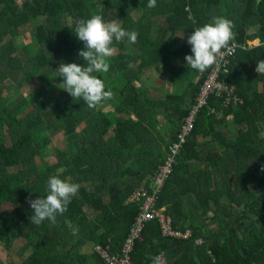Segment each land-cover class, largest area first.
I'll use <instances>...</instances> for the list:
<instances>
[{
  "label": "trees",
  "instance_id": "trees-1",
  "mask_svg": "<svg viewBox=\"0 0 264 264\" xmlns=\"http://www.w3.org/2000/svg\"><path fill=\"white\" fill-rule=\"evenodd\" d=\"M147 3L0 0V206L14 205L0 210V246L7 250L22 241L17 260L5 255L0 264H106L95 244L118 251L139 211L132 193L140 186L152 192L151 175L212 70L192 69L185 56L191 54L187 37L214 16L231 19L235 38L229 45L244 46L221 76L242 101L226 105L225 94L209 93L157 193L156 206L173 228L190 229L192 238H162L152 220L135 240L131 261L152 264L163 250L168 264H264V89H256L264 75L255 71L264 59V0L259 6L256 0ZM110 11L126 30L139 33L138 42L114 41L109 71L95 73L112 96L90 109L60 88L55 70L62 61L85 64L78 56L83 42L68 26ZM24 32L30 41L18 43ZM254 40L260 44L250 46ZM158 79L174 87L164 98L151 93ZM36 81L42 87L31 98L21 93L12 100V89ZM60 132L65 144L52 162L46 149ZM51 175L80 188L56 225H36L28 201L46 195ZM196 238L204 243L195 244Z\"/></svg>",
  "mask_w": 264,
  "mask_h": 264
},
{
  "label": "clouds",
  "instance_id": "clouds-1",
  "mask_svg": "<svg viewBox=\"0 0 264 264\" xmlns=\"http://www.w3.org/2000/svg\"><path fill=\"white\" fill-rule=\"evenodd\" d=\"M259 4L260 0H256V6ZM147 7H156V0H148ZM68 27H74L76 37L83 42L84 47L78 56L83 58L85 64L62 61L55 70L56 77L62 78L60 88L67 91L73 100L82 98L88 108L97 109L111 98L112 92L105 90L104 81L95 73L109 71V60L116 52L114 41L121 42L127 38L131 44H135L138 42L139 33L136 30H126L120 20L105 21L101 14H92L89 18L80 19ZM234 27V22L224 16H214L210 22L195 27L187 37V43L191 46V54L185 56L187 66L201 72L213 66L222 49L227 48L235 38ZM131 66L129 64V67ZM255 71L259 75H264V59L256 62ZM79 188L80 185L70 178H61L60 175L49 176L46 195L28 201L33 209L31 223L40 225L47 220L51 226L56 225L57 215H63L67 211ZM78 231V226L72 227L74 236ZM151 260L152 264H159L158 257H151Z\"/></svg>",
  "mask_w": 264,
  "mask_h": 264
},
{
  "label": "built area",
  "instance_id": "built-area-1",
  "mask_svg": "<svg viewBox=\"0 0 264 264\" xmlns=\"http://www.w3.org/2000/svg\"><path fill=\"white\" fill-rule=\"evenodd\" d=\"M253 42L254 41L249 42V45L253 46L255 44ZM259 44L260 41L258 40L255 46ZM262 44L264 45V41ZM243 47V45L234 42L221 51L217 62L213 65L212 70H210L209 74L200 85L197 104L191 109L185 122L181 124L176 134V140L168 147L164 161L156 167L151 175L152 192L149 193L144 190L143 186H140L139 190L132 193L130 201L134 200L139 202V211L133 220L127 237L121 243L118 251L112 252L109 245L102 246L96 244L94 246V250L106 264H132L131 252L134 242L141 237L140 235L145 225L152 220L157 221L160 229V236L162 238L181 240H190L192 238V231L188 229L182 231L173 228L171 217L165 213L164 208H158L156 206L157 193L161 190L165 180H167L169 175L173 172L175 156L178 154L180 148L183 147L186 136L192 131L194 115L199 107L206 104L209 93L215 92L218 95L225 94L226 105L232 102L240 103L242 101L236 94L235 87L221 79V76L228 71V66L231 64V60L237 53V50ZM217 116L221 118L222 113H219ZM194 243L199 245L204 242L201 238H196ZM208 252L212 254L209 250ZM155 257L159 258V264H168L167 256L163 250L158 252Z\"/></svg>",
  "mask_w": 264,
  "mask_h": 264
},
{
  "label": "rangeland",
  "instance_id": "rangeland-1",
  "mask_svg": "<svg viewBox=\"0 0 264 264\" xmlns=\"http://www.w3.org/2000/svg\"><path fill=\"white\" fill-rule=\"evenodd\" d=\"M21 1V0H18ZM105 19V21H111L114 20V15H113V11L111 12H105L102 15ZM181 37V36H180ZM7 39V38H5ZM30 41V35L28 32H24L22 33V35L20 36V39L18 40V43H22V42H29ZM253 43H256L255 41ZM8 81V79H7ZM153 85L155 86V90L152 89V95H156L159 96V98H164V95L168 92V91H172L174 89L173 86H171L168 83H165V81L158 79L156 81V84L153 83ZM42 87V83L41 81H36L35 83H30V84H26L24 85L20 90L17 89H12V93H14V95L12 96V100L16 101L17 98V94H21L23 93L26 98H31V96L38 92L40 90V88ZM170 89V90H169ZM7 91V90H5ZM55 93H59V89L54 90ZM109 109L106 108L105 111H108ZM7 143H9L7 141ZM64 136L63 134L60 133H56L54 136H52L51 138V144L50 147L48 149H46V153H47V157L46 159L55 162L57 160L54 151L57 147H63L64 146ZM87 190H90V187H87ZM136 192V190L134 191ZM133 192V193H134ZM14 205L10 204V203H5L3 205L0 206V210H10L11 208H13ZM22 244V241H16L14 243V245L7 249L4 250L1 246H0V258H3L6 256H13L15 257V259L17 260L18 254H17V248ZM96 245V244H95Z\"/></svg>",
  "mask_w": 264,
  "mask_h": 264
},
{
  "label": "crops",
  "instance_id": "crops-1",
  "mask_svg": "<svg viewBox=\"0 0 264 264\" xmlns=\"http://www.w3.org/2000/svg\"><path fill=\"white\" fill-rule=\"evenodd\" d=\"M256 43L253 45L255 47V45L257 44V41L258 40H254ZM260 78H263L264 80V77H260ZM264 82V81H263ZM263 82L262 81H259L258 84L256 85V89H257V92L261 91L262 89H264V85H263ZM260 105V104H259ZM234 207L238 208V209H241L243 206H242V202L240 201H236L234 202ZM190 230V229H188ZM191 231V230H190ZM193 233V232H192ZM202 239V238H201ZM203 240V239H202Z\"/></svg>",
  "mask_w": 264,
  "mask_h": 264
}]
</instances>
